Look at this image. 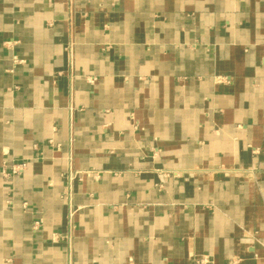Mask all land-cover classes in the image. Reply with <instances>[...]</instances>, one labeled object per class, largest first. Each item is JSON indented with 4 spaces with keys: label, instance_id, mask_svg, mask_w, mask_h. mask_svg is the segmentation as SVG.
Segmentation results:
<instances>
[{
    "label": "crops",
    "instance_id": "obj_1",
    "mask_svg": "<svg viewBox=\"0 0 264 264\" xmlns=\"http://www.w3.org/2000/svg\"><path fill=\"white\" fill-rule=\"evenodd\" d=\"M0 264H264V0H0Z\"/></svg>",
    "mask_w": 264,
    "mask_h": 264
},
{
    "label": "built area",
    "instance_id": "obj_2",
    "mask_svg": "<svg viewBox=\"0 0 264 264\" xmlns=\"http://www.w3.org/2000/svg\"><path fill=\"white\" fill-rule=\"evenodd\" d=\"M25 164H26L25 162H21V163L16 164L15 166L12 167L11 173H13V174L20 173L23 170V168L25 167Z\"/></svg>",
    "mask_w": 264,
    "mask_h": 264
}]
</instances>
